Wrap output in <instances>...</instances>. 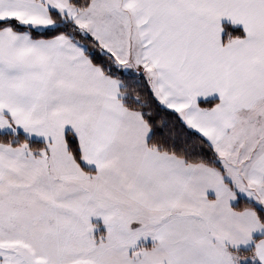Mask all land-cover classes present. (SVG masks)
I'll use <instances>...</instances> for the list:
<instances>
[{
  "label": "snow or ice",
  "instance_id": "6c2138e0",
  "mask_svg": "<svg viewBox=\"0 0 264 264\" xmlns=\"http://www.w3.org/2000/svg\"><path fill=\"white\" fill-rule=\"evenodd\" d=\"M0 264H264V0H0Z\"/></svg>",
  "mask_w": 264,
  "mask_h": 264
}]
</instances>
